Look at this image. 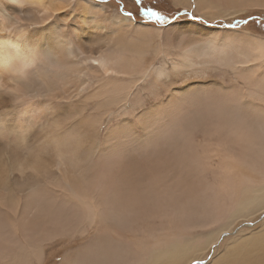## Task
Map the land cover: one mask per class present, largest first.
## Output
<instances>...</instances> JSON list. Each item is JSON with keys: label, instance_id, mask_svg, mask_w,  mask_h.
Listing matches in <instances>:
<instances>
[{"label": "bare ground", "instance_id": "obj_1", "mask_svg": "<svg viewBox=\"0 0 264 264\" xmlns=\"http://www.w3.org/2000/svg\"><path fill=\"white\" fill-rule=\"evenodd\" d=\"M193 6L212 19L223 8L224 16L264 8V0H194ZM103 9L89 0H0V264H51L55 255H61L58 264H70L93 235L120 254L117 264H188L204 259L211 248L214 255L206 264H264L259 243L264 223L247 239L238 231L229 234L239 220L264 215L259 147L239 141L191 150L177 144L147 176L155 195L124 192L119 203L112 202L124 224L90 218L79 229L69 227L77 212L69 211L68 200L98 203L90 183L96 164L80 159L79 148L61 135L53 109L77 105L101 123L112 119L126 127L132 115L122 110L133 94L173 64L190 63L202 78L195 84L173 80L172 95L196 85L235 84L258 102L264 80L260 36L185 22L157 30L161 42L150 52L127 34L129 39L114 40L116 29L128 28L132 20L108 16L107 27L100 20ZM225 44L230 47L222 54ZM169 99L166 94L148 99L140 111ZM195 142L205 144L203 135ZM125 175L120 168L113 172L121 180ZM129 198L136 203L127 206ZM222 234L229 238L221 246ZM249 240L255 242L250 248Z\"/></svg>", "mask_w": 264, "mask_h": 264}, {"label": "snow or ice", "instance_id": "obj_2", "mask_svg": "<svg viewBox=\"0 0 264 264\" xmlns=\"http://www.w3.org/2000/svg\"><path fill=\"white\" fill-rule=\"evenodd\" d=\"M135 3L140 5L141 0H135ZM122 14L132 17L131 12ZM140 15L142 19L155 20L161 26L168 25L170 19L150 7H141ZM181 15L196 21L203 19L192 13ZM227 27L238 28L239 22ZM229 47L225 44L222 54H227ZM90 63L98 65L99 61ZM201 78L199 70L190 63L161 68L143 86V91L138 89L133 94L132 103L122 110L132 115L126 127L112 119L101 123L86 115L77 105L53 109L52 119L57 122L61 135L70 145L79 148L80 159L96 164L93 169L95 178L90 183L98 203L68 200L69 211L76 209L77 212L75 218L69 219L70 228L79 229L87 225L90 218L118 220L124 224V214L111 206L112 202L119 203L124 192L143 190L145 194L155 195L153 181L147 180V176L160 166L162 154L171 152L177 144L182 143L186 150H191L193 145L200 149L211 146L213 141L218 148L228 147L235 141L248 143L253 148L259 147L260 167L264 170V80L259 84L262 91L258 102L255 95H243L235 84L226 88L196 85L191 91L185 90L184 94H171L169 85L173 80L195 84ZM165 94L170 97L166 103L155 105L152 111H140L148 99L157 101ZM100 100L106 103L103 98ZM198 134L203 135L205 144H196ZM117 168L124 170L123 180L113 176ZM32 196L39 198L40 193L34 191ZM134 203L136 201L129 198L127 206ZM259 243L264 248V234ZM254 244L249 240V248ZM120 258L118 252L104 246L101 239L93 235L73 254L70 264H117Z\"/></svg>", "mask_w": 264, "mask_h": 264}, {"label": "rangeland", "instance_id": "obj_3", "mask_svg": "<svg viewBox=\"0 0 264 264\" xmlns=\"http://www.w3.org/2000/svg\"><path fill=\"white\" fill-rule=\"evenodd\" d=\"M91 2H94L100 6H102L104 9L102 12L103 16L100 18V20L106 24L107 27H110L111 24L107 21L109 20L110 16L114 15V18L117 17H126L122 13L123 12H131L132 17L129 18L132 20V23L128 28H118L119 30L116 29L117 34L116 38H119L120 40H125L129 39L131 37L132 41L138 42L140 45H147V50L152 52L153 49H155L157 46L160 45L161 39L158 38V35L155 33L157 30L158 31H164V29L171 27L172 25H178L181 23L185 22H190L194 24L201 25L207 29H213V30H218L220 32L222 31H246V33L254 36V37H259L262 38L261 41L264 42V8H255V9H245L241 12L235 13V15L232 16H224V8L220 9L217 14L216 18L210 19L208 16L204 17L200 15L197 11H195V8L193 6V1L191 0L189 3H186L185 5L183 4H176V0H141V4L137 5L135 3V0H89ZM150 4H154L152 7ZM152 8L153 10L157 11V8L164 11V16L169 17V23L168 25L161 26L155 22V20H147V19H142L140 15V8ZM176 11H183L185 13H192L195 16H200L203 19L201 21H196V20H191L187 16L181 17V18H176L172 19L174 17V14ZM223 13V14H222ZM104 15L107 17H104ZM118 15V16H117ZM109 16V17H108ZM250 16H255V17H260V21H255L249 24L243 25V21L250 17ZM104 17V18H103ZM71 20L68 18V24H71ZM239 22V27L238 28H229L227 25L235 24ZM67 24V25H68ZM144 26L143 28L141 27ZM223 25V26H222ZM114 32V31H113ZM112 33V32H111ZM113 34V33H112ZM124 34H127L129 37H123ZM144 47V46H143ZM226 83L228 82L229 78V72H226ZM258 213L254 215L250 220L246 219L243 222H238L235 223L234 230L232 232L238 231L237 234H239L241 237H247L251 233H256L257 231H261L260 227L262 223H264V215L261 214L258 216ZM255 217V218H254ZM249 221V222H247ZM252 222V223H251ZM256 222V223H255ZM255 225V226H254ZM258 225L260 227H258ZM257 226V227H256ZM254 227V228H253ZM252 228V229H251ZM243 229V230H242ZM251 229V231H250ZM256 230V231H255ZM244 231V232H242ZM247 233H246V232ZM255 231V232H254ZM242 232V234H240ZM225 236V238H223ZM223 236V234L219 238V245H224V242L222 243V239H227L229 236H226V234ZM244 238V239H245ZM223 240V241H224ZM221 241V242H220ZM214 248H211V251L208 253V255L204 259H198L190 262L191 264H206L209 262L211 257L214 255L213 254ZM220 251V252H219ZM216 249L215 253L222 254L224 251L223 249ZM210 254V255H209ZM61 256V255H60ZM58 255H55L54 260L51 261V264H58L59 263V257ZM188 263V264H190Z\"/></svg>", "mask_w": 264, "mask_h": 264}, {"label": "trees", "instance_id": "obj_4", "mask_svg": "<svg viewBox=\"0 0 264 264\" xmlns=\"http://www.w3.org/2000/svg\"><path fill=\"white\" fill-rule=\"evenodd\" d=\"M150 5L152 7H154L153 6L154 4H150ZM157 11L160 12L162 15H164V13H165L164 11H162V10H160L158 8H157ZM183 13H185V12H183V11H176V13L174 14L175 19L186 16V15H181ZM260 20H262V19H260V17L250 16V17L246 18L244 21H247V23H245V24H249V23H252V22H255V21H260ZM244 21L242 22L243 25H244Z\"/></svg>", "mask_w": 264, "mask_h": 264}, {"label": "clouds", "instance_id": "obj_5", "mask_svg": "<svg viewBox=\"0 0 264 264\" xmlns=\"http://www.w3.org/2000/svg\"><path fill=\"white\" fill-rule=\"evenodd\" d=\"M257 144H259V140L257 139Z\"/></svg>", "mask_w": 264, "mask_h": 264}]
</instances>
